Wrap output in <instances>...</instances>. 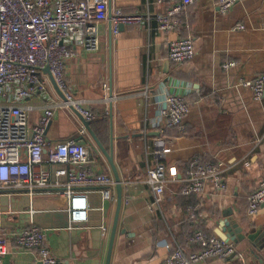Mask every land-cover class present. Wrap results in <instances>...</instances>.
<instances>
[{"label":"crops","instance_id":"crops-1","mask_svg":"<svg viewBox=\"0 0 264 264\" xmlns=\"http://www.w3.org/2000/svg\"><path fill=\"white\" fill-rule=\"evenodd\" d=\"M108 4L126 13L157 14L167 8L157 0H108ZM179 22L176 30L166 33L152 22L148 27H120L117 35L102 23L99 49L78 48L67 62L68 89L95 115L100 143L112 157L122 185L117 222L116 183L113 200L103 199L98 189H80L87 191V218L73 224L68 200L52 190L32 196L0 190V236L37 226L45 231L53 255L67 264H106L116 222L109 264H161L176 246L186 252L197 250L187 237L201 230L234 244L243 264H260L264 204L248 216L247 198L264 179V94L255 99L243 81L264 72V0L239 1L225 13L216 0H194ZM186 37L193 42V59L170 61L169 43ZM231 61L234 66L222 68ZM165 94L182 95L189 103L183 132L164 128L160 109ZM30 103L40 107L41 102ZM105 122L103 129L100 125ZM82 126L73 110H58L46 137L51 142L85 143L92 172L114 179L108 158L90 133L86 138L77 135ZM160 147L170 149L162 161L168 178L174 172L176 178L168 179L161 203L150 207L155 195L146 182L147 171L158 162L155 151ZM193 158L217 165L225 189L207 186L202 194L191 195L198 206L191 218V198L182 193L181 185ZM231 235L242 240L235 243L229 240ZM35 254L10 242L0 264H40ZM202 264L232 262L209 259Z\"/></svg>","mask_w":264,"mask_h":264},{"label":"built area","instance_id":"built-area-1","mask_svg":"<svg viewBox=\"0 0 264 264\" xmlns=\"http://www.w3.org/2000/svg\"><path fill=\"white\" fill-rule=\"evenodd\" d=\"M242 0H216L221 12H227ZM167 5L163 13H126L110 7L108 0H0V190H13L35 195L52 190L69 202V222L86 221V193L82 188L98 189L105 200L114 199L115 181L107 173H93L90 169L88 147L80 140L51 142L46 128L58 110H73L91 122L95 115L72 97L66 80L67 62L78 48L95 52L100 45V24H108L111 35H117L120 26L148 27L152 22L160 32L176 30L179 16L194 0H157ZM195 55L190 37L169 43L168 59L184 63ZM235 62H227L228 69ZM62 94L52 86L48 73ZM252 90L255 99L264 94V72L253 80L243 81ZM39 100L41 113L33 119L40 107L31 102ZM160 116L164 128L185 130L184 122L189 103L179 94H165ZM77 135L88 137L84 126ZM170 149L155 151L158 162L148 169L146 182L155 195L150 205L158 206L168 179L162 159ZM207 186L223 191L221 171L215 164L196 158L189 161L181 191L186 196L200 195ZM264 204V179L248 195L247 215L258 213ZM197 205L189 207L194 218ZM105 232V228H102ZM12 242L18 248L34 250L40 264H67L53 255L46 242L45 231L37 226L15 230L9 236H0V261ZM198 249L186 252L176 246L161 264H202L209 259L227 260L236 247L217 236L196 230L188 238Z\"/></svg>","mask_w":264,"mask_h":264},{"label":"water","instance_id":"water-1","mask_svg":"<svg viewBox=\"0 0 264 264\" xmlns=\"http://www.w3.org/2000/svg\"><path fill=\"white\" fill-rule=\"evenodd\" d=\"M121 28L123 26H120ZM46 73H48L50 81L52 83V86L54 87V89L58 92V94L62 97V94L59 92L53 77L50 75L49 71L46 69L45 70ZM77 117L80 119V121L82 122V124L84 125V127L86 128V130L90 133L91 137L93 138V140L95 141V143L97 144V146L103 151V153L106 155V157L108 158V161L111 165L112 171H113V175H114V179H115V183H116V189H117V204H118V208H117V216H116V222H117V218H118V212L120 209V205H121V200H122V194H121V182L118 176V173L116 171L115 165L112 161V157L106 152V150L103 148V146L101 145L100 141L98 140V138L96 137V135L94 134V132L91 129L90 126V122L84 120L80 115L77 114ZM116 222L114 224L113 230H112V234H111V241H110V247H109V252H108V258L106 261V264H109V259H110V254H111V248H112V242L114 239V234H115V227H116ZM229 240L233 241V242H238L241 241L242 238L237 237V236H232L229 238ZM250 253H253V251H249ZM229 260L232 262V264H243V262L240 259L236 258V252L229 257ZM260 264H264V258L259 260Z\"/></svg>","mask_w":264,"mask_h":264},{"label":"trees","instance_id":"trees-1","mask_svg":"<svg viewBox=\"0 0 264 264\" xmlns=\"http://www.w3.org/2000/svg\"><path fill=\"white\" fill-rule=\"evenodd\" d=\"M180 39V38H179ZM90 126H92V131L95 133V135L99 138V141L101 140V136H100V134H99V131H100V128L99 127H97V125H96V123L95 122H91L90 123ZM103 129H106L107 128V124H106V122H105V124L104 125H100ZM186 198H191V202H190V204H188V205H190V206H193L194 204H196V200L195 199H193L191 196L190 197H186ZM194 232V231H193ZM193 232L187 237V240H188V238L193 234ZM195 250V249H194ZM194 250H192V251H194ZM187 252H191V251H187Z\"/></svg>","mask_w":264,"mask_h":264},{"label":"rangeland","instance_id":"rangeland-1","mask_svg":"<svg viewBox=\"0 0 264 264\" xmlns=\"http://www.w3.org/2000/svg\"><path fill=\"white\" fill-rule=\"evenodd\" d=\"M72 117H73L72 115H69V117H68V118L72 120ZM71 120H70V121H71Z\"/></svg>","mask_w":264,"mask_h":264}]
</instances>
